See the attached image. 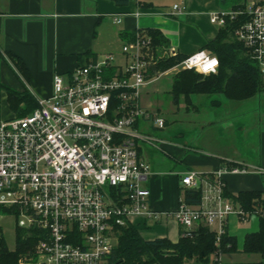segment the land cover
I'll use <instances>...</instances> for the list:
<instances>
[{
	"label": "built area",
	"instance_id": "obj_1",
	"mask_svg": "<svg viewBox=\"0 0 264 264\" xmlns=\"http://www.w3.org/2000/svg\"><path fill=\"white\" fill-rule=\"evenodd\" d=\"M236 21L234 36L264 82V1L210 17L218 29ZM179 54L174 46L155 45L149 32L138 29L119 57L102 55L69 78L54 75L51 96L36 97L31 114L0 121V250L7 246L8 231L15 243L23 231L35 239L34 264H116L120 229L134 218H169L187 236L205 227L215 233L216 248L231 217L264 218V206L245 210L224 194L226 176L264 173L242 166H223L212 176L185 172L180 185L200 190V204L181 200L170 213L151 208L152 171L141 148L162 149L164 142L141 127L163 130L166 120L158 109L143 105V91L171 71L209 75L219 68L215 55L200 50L156 74L161 62ZM220 257L217 252L213 264H221Z\"/></svg>",
	"mask_w": 264,
	"mask_h": 264
},
{
	"label": "crops",
	"instance_id": "obj_2",
	"mask_svg": "<svg viewBox=\"0 0 264 264\" xmlns=\"http://www.w3.org/2000/svg\"><path fill=\"white\" fill-rule=\"evenodd\" d=\"M126 1L119 6L110 0H0V85L19 93L26 90L34 98L49 97L54 75L69 78L74 70L102 55L113 53L119 57L122 45L132 41L130 37L138 29L158 31L167 45L178 48L180 54H194L218 34L219 29L210 22L211 15L227 8L226 0ZM174 6L185 10L177 14L172 9ZM115 18L122 22L116 24ZM6 54L22 62L27 77L18 72ZM4 88L0 87V121L16 118ZM204 97L193 96L188 107L195 109L196 117L204 116L199 119V126L204 120L202 132H208L199 134V144L185 143L172 134L162 138V149L147 145L141 148L152 171L147 186L151 191V208L156 212L170 213L184 200L186 190L182 189L179 176L185 172L210 175L226 163L264 171V92L245 101H229L243 104L259 101L260 125L254 138L243 119L230 117L243 114L244 107L232 104L224 107L225 102L216 99L207 102ZM207 104L216 107L215 113L229 115L223 119L222 127L218 117L213 119L202 110ZM145 106L158 109L151 104ZM165 119L166 129L170 118ZM141 129L147 133L152 130L146 124ZM183 136L179 133V137ZM224 181L231 196L258 191L263 193L264 200V173L229 175ZM132 225L145 240L167 238L176 243L186 232L169 218L159 221L134 218ZM258 229L257 217L246 222L231 217L226 230L234 238L236 250L221 254V264H264L261 254L243 251L245 237Z\"/></svg>",
	"mask_w": 264,
	"mask_h": 264
},
{
	"label": "trees",
	"instance_id": "obj_3",
	"mask_svg": "<svg viewBox=\"0 0 264 264\" xmlns=\"http://www.w3.org/2000/svg\"><path fill=\"white\" fill-rule=\"evenodd\" d=\"M116 5H125L126 0H110ZM244 7L238 4L234 9ZM240 22H229L225 28L219 29L215 39L207 42L203 49L218 58L219 68L216 74L203 75L192 70L177 72L172 81L170 94L174 104L182 100L190 104L193 96L211 97L221 95L228 101H245L264 92V82L257 66L246 54V51L235 36L234 30ZM155 45L168 47L167 41L158 31H150ZM131 40L134 35H131ZM1 54V52H0ZM6 56L14 63L18 72L27 77V71L19 59L11 54ZM188 55L179 54L159 64V69L166 71L185 59ZM1 88H4L0 85ZM8 93V101L17 118L31 114L37 108L36 99L28 92L4 88ZM224 166H238L226 163ZM210 174L208 176H212ZM225 196L238 202L243 209L252 210L257 206H264L263 193L258 191L239 192L237 196L227 193ZM184 202L197 205L201 202V192L186 190ZM259 219V229L245 237L243 251L247 254H261L264 256V218ZM216 235L205 227H199L190 236L182 235L176 243L167 238L145 240L141 237L137 227L129 225L120 229L118 244L113 252L116 264H185L188 260L196 259L199 264H209L211 256L220 253H230L236 250L234 238L226 233L222 236L219 248H216ZM35 239L17 232L16 250L10 251L6 247L0 250V264H18L21 255L32 252Z\"/></svg>",
	"mask_w": 264,
	"mask_h": 264
},
{
	"label": "rangeland",
	"instance_id": "obj_4",
	"mask_svg": "<svg viewBox=\"0 0 264 264\" xmlns=\"http://www.w3.org/2000/svg\"><path fill=\"white\" fill-rule=\"evenodd\" d=\"M252 1L251 0H226L225 7L226 12L231 10H236L232 6V4H242L246 3L249 5ZM168 71V70H166ZM165 72L159 67L156 70V74ZM176 74L175 71H171L170 74L161 76L155 83L148 86L142 94V102L145 106L146 104H151L154 108H158L160 114L165 119V117L170 118V125L165 130H157L152 129L148 132L153 138L162 140L163 137L169 138V136L176 135V137L180 140H184L185 143L193 142L199 144V134H206L207 130L202 132V126L205 125L204 120L201 122L199 126V119H203L204 116L201 118L196 117L195 109L192 108L191 110L188 109L190 104H186L182 100L179 104H174L172 95L170 94L171 85L173 81V77ZM156 75V76H157ZM67 80V79H66ZM207 102L211 101L212 99L220 100L225 102L224 107H227L228 104H232V106H239L240 108L244 107L245 112L243 114H238L233 117L232 119H243L245 124L247 125V130L252 133L253 138L256 136L258 131L259 119H260V108H259V101L254 99L250 101V103H231L223 98L221 95H213L211 97H204ZM209 98V99H206ZM227 103V104H226ZM227 105V106H226ZM146 107V106H145ZM186 108V109H185ZM216 107L207 106L202 107V110L209 116L214 119L216 117L219 118V125L221 127L225 123L223 119H227L229 115L224 114L223 112L215 113ZM156 110V109H155ZM217 110V109H216ZM166 120V119H165ZM208 128V127H205ZM234 129L232 128V131ZM179 133H183V137H179ZM175 137V138H176ZM163 141V140H162ZM192 144V143H189ZM7 246L6 248L10 251L16 250V243L13 241V233L12 230L7 232ZM35 260L33 259V255L31 252H26L21 255L18 264H34ZM185 264H199V261L196 259L188 260ZM213 264V263H210Z\"/></svg>",
	"mask_w": 264,
	"mask_h": 264
},
{
	"label": "clouds",
	"instance_id": "obj_5",
	"mask_svg": "<svg viewBox=\"0 0 264 264\" xmlns=\"http://www.w3.org/2000/svg\"><path fill=\"white\" fill-rule=\"evenodd\" d=\"M213 61H215V60H213ZM215 63H217V62L215 61ZM215 63H213V64H215Z\"/></svg>",
	"mask_w": 264,
	"mask_h": 264
},
{
	"label": "snow or ice",
	"instance_id": "obj_6",
	"mask_svg": "<svg viewBox=\"0 0 264 264\" xmlns=\"http://www.w3.org/2000/svg\"><path fill=\"white\" fill-rule=\"evenodd\" d=\"M212 63H215V61H212ZM211 66V65H210Z\"/></svg>",
	"mask_w": 264,
	"mask_h": 264
}]
</instances>
